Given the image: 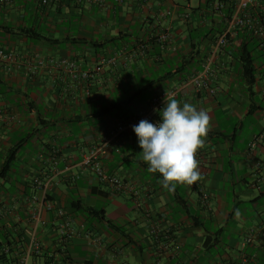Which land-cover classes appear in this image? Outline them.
I'll return each mask as SVG.
<instances>
[{
	"label": "crops",
	"instance_id": "0c3cea01",
	"mask_svg": "<svg viewBox=\"0 0 264 264\" xmlns=\"http://www.w3.org/2000/svg\"><path fill=\"white\" fill-rule=\"evenodd\" d=\"M205 4L0 0V49L16 57L13 63L0 60V175L10 161L0 176V229L25 242L21 254L40 247L28 264H264V39L237 28L213 58L217 94L196 92L188 81L202 70L217 38L191 49L190 29L197 23L190 25L185 16ZM263 12L264 0H255L253 20ZM216 24L198 23L207 30L219 29ZM29 30L40 39L29 38ZM167 30L174 50L157 39L147 41ZM121 49L127 56L116 66H101ZM241 50L254 60L250 88ZM62 60L97 70L95 79L76 77ZM172 90L181 106L190 103L210 116L196 157L201 179L177 185L174 192L164 189L162 176L148 171L131 133L110 147L103 163L108 175L130 184L139 196L100 183L83 166L84 157L116 123ZM35 180L47 185L46 202L53 210L40 194L33 199ZM85 208L104 215L94 217ZM58 210L76 230L67 242L58 234ZM250 234L253 242L245 247Z\"/></svg>",
	"mask_w": 264,
	"mask_h": 264
},
{
	"label": "built area",
	"instance_id": "2783aa9c",
	"mask_svg": "<svg viewBox=\"0 0 264 264\" xmlns=\"http://www.w3.org/2000/svg\"><path fill=\"white\" fill-rule=\"evenodd\" d=\"M52 1L54 0H41L44 5H48ZM254 5L255 0H237V7L231 19L227 22V28L225 32L221 36H219L215 42L214 52L206 60L202 70L199 73L193 75L188 81V84L192 85L196 92L206 93L210 97H214L217 94V89L214 86V82L216 80V72L212 67L213 58L219 50L226 46L230 36L235 33L237 28L241 29L249 27L256 37L264 39V12L259 21L253 20L250 11ZM171 14V12L167 13L168 16ZM185 18H188V16H185ZM151 39H157V41L160 42L164 47L168 46L171 50L175 49L173 41L174 39L168 30L158 35L157 37H149L147 41H150ZM262 48L264 50V43L262 45ZM147 50L148 44L146 42L139 48V54L143 55L147 52ZM126 56L127 52L125 49L118 50L114 52L113 55L104 58L101 61V66L114 67L119 63L120 60L124 59ZM0 60L6 63H13L16 61V57L13 53L0 49ZM60 64L75 73L76 77H80L87 82L95 79L96 77L97 70H82L77 67L75 63L68 60H62L60 61ZM166 94L167 96L174 98L176 96V91L172 90L165 94L154 96L137 116L116 123L111 131V134L106 137L101 144L91 149L89 153L84 157L83 166L85 168L91 169L97 176L100 183L110 186L111 189H113L117 193H133L136 197L139 196L138 191L134 190L130 184L126 183L118 176L108 175L103 162L108 155V152L112 145L118 143L122 139V137L127 134L132 133L136 135L133 131V126L138 125L141 120H147L152 123L161 122V119L158 117L159 113L155 111V109H163L165 105L164 98ZM0 114H2L1 109ZM256 144V140L253 141L250 144V149L254 150ZM34 184L37 188L38 194L35 195L33 199L37 201L40 194L45 207L49 211L53 210L54 206L51 203L46 202V197L48 194L47 185L40 180H35ZM207 201L208 195L204 194L203 203L207 205ZM56 215L59 218V222L57 224L58 234L63 242H67L76 235V230L72 226L71 221L65 217L63 210H58L56 212ZM253 238L254 235L250 234L245 239L243 246L246 247L247 244H251L253 242ZM39 248L40 247L37 245L34 247L35 250L33 248H30L27 253L18 255V263L15 264H28V260L31 257L32 253L34 251L37 252Z\"/></svg>",
	"mask_w": 264,
	"mask_h": 264
},
{
	"label": "clouds",
	"instance_id": "9594fccd",
	"mask_svg": "<svg viewBox=\"0 0 264 264\" xmlns=\"http://www.w3.org/2000/svg\"><path fill=\"white\" fill-rule=\"evenodd\" d=\"M163 109H155L161 122L141 120L133 126L139 153L150 173L162 176L164 189L174 192L177 185H193L201 179L198 151L204 147L210 116L190 103L165 95Z\"/></svg>",
	"mask_w": 264,
	"mask_h": 264
},
{
	"label": "trees",
	"instance_id": "16d2710c",
	"mask_svg": "<svg viewBox=\"0 0 264 264\" xmlns=\"http://www.w3.org/2000/svg\"><path fill=\"white\" fill-rule=\"evenodd\" d=\"M190 0H184V2H189ZM237 7V0H206V4L199 9L190 10L191 13L188 15V18H185L186 22L192 25L193 23H197L196 26H193V29H190V39L192 41L191 49H197L199 45L205 40H213L215 38L218 39L225 30L227 22L231 19L235 9ZM194 15V19L191 15ZM217 21L218 24L216 26L219 29L207 30L205 26L198 25L200 22H214ZM190 25H188L190 27ZM1 28V27H0ZM5 32H8L9 29L2 28ZM245 32L250 30L249 27H245L243 29ZM251 35L253 32L250 30ZM26 35L29 38H34L36 40L40 39V35H38L35 31L29 30ZM254 35V34H253ZM200 52H197L195 56L199 55ZM194 58H191L188 63H185L181 70H184L187 64H191V60L194 61ZM240 63L242 66V73L245 79L246 85L250 88L254 84L255 77V67L254 60L250 56V52L242 51L240 52ZM180 72V71H179ZM152 85H150L151 87ZM149 87V89H150ZM11 160V159H10ZM8 165L5 166L4 171L2 172L1 177L6 175V171L9 168L10 161L8 160ZM0 177V178H1ZM85 211L88 214L93 215L94 217H101L104 215L103 212L95 211L92 208H85ZM7 250V251H6ZM25 250V242L21 240L18 236H13L12 234L6 232L4 233L0 229V264H15L18 263V255L21 254ZM17 254V256H16Z\"/></svg>",
	"mask_w": 264,
	"mask_h": 264
}]
</instances>
